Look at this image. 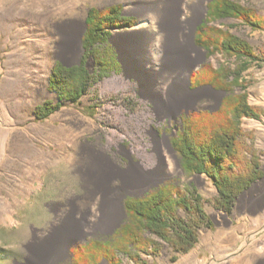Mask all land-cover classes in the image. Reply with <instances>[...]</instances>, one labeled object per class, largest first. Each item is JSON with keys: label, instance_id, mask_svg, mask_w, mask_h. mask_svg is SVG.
I'll return each mask as SVG.
<instances>
[{"label": "rangeland", "instance_id": "rangeland-1", "mask_svg": "<svg viewBox=\"0 0 264 264\" xmlns=\"http://www.w3.org/2000/svg\"><path fill=\"white\" fill-rule=\"evenodd\" d=\"M130 1L0 0V113L4 120L1 123L3 132L9 131V139L4 149H0V264H30L34 253L40 256L37 264H68L72 247L92 238L111 236L121 225L126 217L123 208L113 226L103 229L97 223L98 218L92 211L95 199L76 171L81 143L105 147L122 170L136 164L142 183L129 188L125 194L143 195L155 188L156 183L174 180L182 191L186 186L194 187L203 199L206 219L198 223V240L194 248L176 254L166 243L147 234L153 249L149 254L140 255V260L146 264H264V174L236 198L230 213L214 205L217 190L206 175L184 173L175 151L181 171L160 180L146 179L160 160L171 162L169 147L163 138L167 137L170 143L180 127L181 115L199 109L215 111L225 96L223 91L215 88L218 91L204 85L192 87L191 74L205 63L232 68L234 59L220 54L208 55L194 42L204 56L191 68L184 94V99L188 98L179 106L165 104L157 109L153 99L140 92L135 79L124 75L114 42L115 32L142 28L146 23L137 14L126 11ZM209 1L205 0L196 27L206 18ZM235 1L264 17V0ZM113 5H120L121 14L128 16L131 23L112 29L109 47L102 45L101 48L104 51L108 47L107 56L114 54L118 65L107 57L110 63L106 75L98 78L78 103L62 101L61 107L47 118L37 119L36 105L47 99L57 101L56 93L48 88L55 62H74L76 65L78 60L81 61L84 54L81 38L86 29L88 10ZM69 19L80 24V44L79 48L75 43L62 51L57 28ZM178 22L181 29L186 25L184 19ZM214 24L228 28L246 40L263 60L243 72L248 102L260 108L263 115L258 120L242 118L240 125L246 135L248 153L258 155L264 172V30H252L232 18ZM195 31H192V39ZM184 33L181 34L183 38ZM86 67L90 72L96 71L97 63L89 57ZM179 79V76L173 77L170 83L174 85ZM235 91L239 92V89ZM119 185L118 178L109 183L112 189ZM213 211L224 213L226 218L214 217ZM64 216H68L71 226V233L67 235L57 233ZM176 216L183 221L189 217L181 209L176 211ZM206 220L210 223L208 226L204 224ZM53 231H56L54 241H58L48 247L47 240ZM71 238L64 251L63 247ZM134 252L136 250L132 248L130 254ZM173 255L175 259L171 258ZM117 258L119 264L135 262L126 253L118 252ZM98 264L110 263L102 259Z\"/></svg>", "mask_w": 264, "mask_h": 264}, {"label": "trees", "instance_id": "trees-1", "mask_svg": "<svg viewBox=\"0 0 264 264\" xmlns=\"http://www.w3.org/2000/svg\"><path fill=\"white\" fill-rule=\"evenodd\" d=\"M206 7V18L197 25L194 42L208 55L232 58L234 64L230 68L205 63L191 74L192 87L210 85L223 91L225 96L215 111L199 109L182 114L180 127L170 144L184 173L206 175L217 190L214 205L230 213L236 198L264 174L258 155L247 151L246 135L240 125L242 118L258 120L263 115L260 108L248 102L247 84L243 79L245 70L263 60L246 40L214 23L232 18L252 30H264V17L235 0H210ZM85 23L81 61L70 67L55 62L48 88L56 93L57 101L47 99L36 105L34 114L37 119L47 118L61 107L62 101L78 103L88 88L106 75L110 63L107 57L118 65L114 54L107 56V48L112 29L131 24L128 16L121 14V6L91 7ZM102 45L108 47L102 51ZM89 57L97 63L96 71L90 72L86 67ZM236 88L239 92L235 91ZM123 203L126 217L115 232L72 247L68 264H98L102 259L119 264L118 252L129 254L134 264H146L140 260V255L149 254L153 249L147 234L166 243L176 254L187 253L197 243L198 223L206 219L202 210L203 199L196 189L186 186L182 191L174 180L163 182L142 196H128ZM179 209L188 213L187 221L177 218ZM204 224L208 226L210 223L206 220ZM132 248L136 252L130 254Z\"/></svg>", "mask_w": 264, "mask_h": 264}, {"label": "bare ground", "instance_id": "bare-ground-1", "mask_svg": "<svg viewBox=\"0 0 264 264\" xmlns=\"http://www.w3.org/2000/svg\"><path fill=\"white\" fill-rule=\"evenodd\" d=\"M204 3L205 0H131L126 6V11L137 14L146 23L142 28L114 33V42L123 63L124 75L135 79L140 92L151 97L157 109L165 104L171 107L179 106L188 98L184 99L188 73L204 56V52L194 45L192 39V31L203 12ZM180 19L186 21L182 29L178 22ZM80 22L83 23L82 17ZM79 26L74 19H69L58 26L60 37L58 44L62 51L75 43L79 48ZM183 31L184 38L181 36ZM176 76L180 79L173 85L170 80ZM2 121L4 120L0 113L1 150L9 139V131L3 132L4 129L1 127ZM150 130L156 136V132ZM163 140L169 147L171 162L164 163L160 160L147 180L152 178L160 180L175 171H181L168 138L164 137ZM77 156L78 177L90 196L95 199L93 214L98 218L97 223L101 228H109L116 223L120 212L122 213V196L129 188L141 184L143 178L139 176L136 164L131 165L126 171L120 169L108 155L105 147L96 148L94 144L81 143ZM171 165L175 168L170 167ZM117 178L120 185L110 188V181ZM108 191H112V194L108 195ZM212 214L214 217L226 218V215L219 211H213ZM67 217L60 219L61 228L57 233L66 235L71 233ZM55 234L56 231H53L47 240L48 247L52 245ZM72 239H68L67 245L63 247L64 251ZM39 257V253H34L30 264H37Z\"/></svg>", "mask_w": 264, "mask_h": 264}, {"label": "water", "instance_id": "water-1", "mask_svg": "<svg viewBox=\"0 0 264 264\" xmlns=\"http://www.w3.org/2000/svg\"><path fill=\"white\" fill-rule=\"evenodd\" d=\"M196 29V24H195V26H194V29L193 30H195ZM193 42H194V39H193ZM60 61V60H59ZM61 62V64L63 65V66H65V67H70V66H72V65H75V63L74 62H70V63H64V62H62V61H60ZM79 60L77 61V63L76 64H79ZM192 73V71L190 70L189 71V74H188V81H189V76H190V74ZM204 86H207V87H210L211 89H213V90H215L213 87H211L210 85H204ZM215 91H218V90H215ZM205 109V108H204ZM171 149H172V151L174 152V149L172 148V146H171ZM197 175H199V174H197ZM162 183V182H161ZM161 183H156L155 184V187H158ZM128 196H130V197H139V196H142V195H133V194H130V193H128V194H125L124 195V199L126 198V197H128ZM122 208H123V210H124V203L122 202ZM119 226V225H118Z\"/></svg>", "mask_w": 264, "mask_h": 264}]
</instances>
